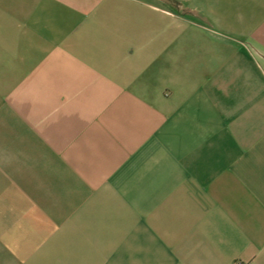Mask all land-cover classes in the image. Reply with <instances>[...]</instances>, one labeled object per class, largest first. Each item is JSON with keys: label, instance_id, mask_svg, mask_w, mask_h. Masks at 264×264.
Masks as SVG:
<instances>
[{"label": "crops", "instance_id": "crops-1", "mask_svg": "<svg viewBox=\"0 0 264 264\" xmlns=\"http://www.w3.org/2000/svg\"><path fill=\"white\" fill-rule=\"evenodd\" d=\"M237 261L264 264V0H0V264Z\"/></svg>", "mask_w": 264, "mask_h": 264}, {"label": "rangeland", "instance_id": "rangeland-1", "mask_svg": "<svg viewBox=\"0 0 264 264\" xmlns=\"http://www.w3.org/2000/svg\"><path fill=\"white\" fill-rule=\"evenodd\" d=\"M28 159H26L27 162ZM26 174L28 177V180L32 182L33 186L29 190V192L33 195V197L36 198V194H39L38 200L45 201L47 203H50V201L53 200V196H51V190L50 189H43L44 187H41L40 184H36L38 181L37 178V169H36V160L29 159V162H27L26 165ZM15 174V172H14ZM39 175V174H38ZM18 179L20 178V172H18ZM40 187V188H38ZM36 193V194H35Z\"/></svg>", "mask_w": 264, "mask_h": 264}, {"label": "built area", "instance_id": "built-area-1", "mask_svg": "<svg viewBox=\"0 0 264 264\" xmlns=\"http://www.w3.org/2000/svg\"><path fill=\"white\" fill-rule=\"evenodd\" d=\"M235 264H245V263L241 261H237Z\"/></svg>", "mask_w": 264, "mask_h": 264}]
</instances>
